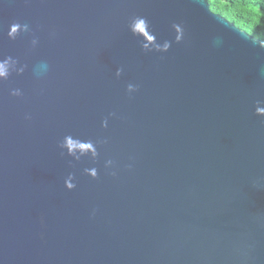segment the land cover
I'll use <instances>...</instances> for the list:
<instances>
[{"label":"water","instance_id":"1","mask_svg":"<svg viewBox=\"0 0 264 264\" xmlns=\"http://www.w3.org/2000/svg\"><path fill=\"white\" fill-rule=\"evenodd\" d=\"M0 64V264H264L263 41L208 0H0Z\"/></svg>","mask_w":264,"mask_h":264},{"label":"trees","instance_id":"2","mask_svg":"<svg viewBox=\"0 0 264 264\" xmlns=\"http://www.w3.org/2000/svg\"><path fill=\"white\" fill-rule=\"evenodd\" d=\"M211 10L264 42V0H208Z\"/></svg>","mask_w":264,"mask_h":264},{"label":"clouds","instance_id":"3","mask_svg":"<svg viewBox=\"0 0 264 264\" xmlns=\"http://www.w3.org/2000/svg\"><path fill=\"white\" fill-rule=\"evenodd\" d=\"M144 23L141 21L138 23L137 27L139 30H143L144 28ZM5 74V66L3 64H0V75H4ZM69 144H73V142L71 140L68 141ZM75 146V145H73Z\"/></svg>","mask_w":264,"mask_h":264}]
</instances>
